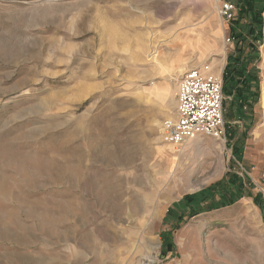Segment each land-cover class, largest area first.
I'll return each mask as SVG.
<instances>
[{"label":"rangeland","instance_id":"rangeland-1","mask_svg":"<svg viewBox=\"0 0 264 264\" xmlns=\"http://www.w3.org/2000/svg\"><path fill=\"white\" fill-rule=\"evenodd\" d=\"M229 1L241 26L217 0H0V264H264V0ZM239 33L251 121L169 143L182 74L224 87ZM233 172L236 199L201 194Z\"/></svg>","mask_w":264,"mask_h":264},{"label":"built area","instance_id":"built-area-1","mask_svg":"<svg viewBox=\"0 0 264 264\" xmlns=\"http://www.w3.org/2000/svg\"><path fill=\"white\" fill-rule=\"evenodd\" d=\"M217 2L222 16L230 21L237 5L229 0ZM208 70L209 66L190 68L180 78L176 116L163 124L165 140L176 147L201 135L226 138L223 82Z\"/></svg>","mask_w":264,"mask_h":264},{"label":"trees","instance_id":"trees-1","mask_svg":"<svg viewBox=\"0 0 264 264\" xmlns=\"http://www.w3.org/2000/svg\"><path fill=\"white\" fill-rule=\"evenodd\" d=\"M248 1L251 2L252 4L254 0H248ZM238 4L240 3L238 2ZM245 4L247 5L248 3ZM252 6L253 4L247 10L243 8V12L241 13L240 11L242 8L239 7L240 15H243L242 13H250L252 11ZM231 22L232 24L235 23L237 26H241L240 25L241 20H239L236 17L235 18L233 17L231 19ZM230 30H231V34L233 31H235L233 26L230 27ZM249 33H254V32H252L251 30V32ZM256 33L257 34L254 35V38H257V40H261L262 37L261 29H259V31L257 30ZM238 37L241 38V41H239L240 44L235 49L234 53H231L228 57V63L225 68L226 77L224 79V87H223L226 96H231V95L233 96V100L230 101L229 104L227 103L228 101L226 100L224 101L225 121L230 135L236 132L239 128L237 124H233V126L231 125L230 123V121L232 120L231 118L232 117L248 118L249 114L246 112L244 107L248 106V108H251L254 105L255 98H257V96L259 95L258 87L256 89L255 87L253 88V84H252V82H254L256 78L250 75L247 68L249 63L248 60L253 45L246 43L248 42L247 41L248 39L245 38L244 36L242 37V33H239ZM229 110H231V113L233 111V113L232 114L229 113ZM249 119L251 121L250 117ZM231 129L233 130V132H231ZM240 150L241 149H239V147L234 148V155L236 156L240 152ZM231 175H233L234 179H233V186L230 189H227V187L225 186L228 182L227 178H223L222 180L215 182L214 185L208 187L204 191H201V194L203 195L209 191L212 190L215 191V189L217 190L221 189L224 192V199H228V200L234 198L236 199L238 197V193H241L242 187H244L245 185V181H244L245 178H242L237 172H233L231 173ZM234 185L237 187H235ZM185 199L194 200L195 197L194 195L187 196ZM175 217H178L179 219L182 220L184 219V217H182L181 215ZM174 230L175 229H171L170 232L168 233V237L171 239V241L167 243V247H166L168 252H171L175 249V244L173 242Z\"/></svg>","mask_w":264,"mask_h":264},{"label":"crops","instance_id":"crops-1","mask_svg":"<svg viewBox=\"0 0 264 264\" xmlns=\"http://www.w3.org/2000/svg\"><path fill=\"white\" fill-rule=\"evenodd\" d=\"M177 99H178V92H177ZM229 99L232 101V100H233V96H232V95H231V96H226L225 100L228 101ZM177 102H178V100H177ZM228 102H229V101H228ZM244 109H245V110H248L249 108H248V106H245ZM238 120H239V122L242 123V124H244V123H249L248 121H250L249 117H248V118H245V117L242 118V117H241V118H238ZM233 121H234V120H233ZM230 122H231V121H230ZM234 124H236V123H234ZM237 125H238V124H237ZM238 127H239V125H238ZM236 132H237V131H236ZM236 132H235V133H236Z\"/></svg>","mask_w":264,"mask_h":264},{"label":"bare ground","instance_id":"bare-ground-1","mask_svg":"<svg viewBox=\"0 0 264 264\" xmlns=\"http://www.w3.org/2000/svg\"><path fill=\"white\" fill-rule=\"evenodd\" d=\"M152 259L150 258L149 261H151ZM149 261L146 264H150Z\"/></svg>","mask_w":264,"mask_h":264}]
</instances>
